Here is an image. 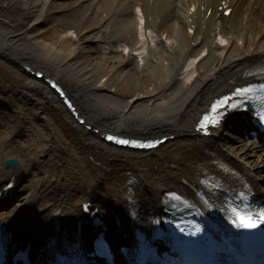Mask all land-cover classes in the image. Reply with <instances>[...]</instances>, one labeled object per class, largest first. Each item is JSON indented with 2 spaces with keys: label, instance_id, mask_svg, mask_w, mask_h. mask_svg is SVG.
Masks as SVG:
<instances>
[{
  "label": "bare ground",
  "instance_id": "bare-ground-1",
  "mask_svg": "<svg viewBox=\"0 0 264 264\" xmlns=\"http://www.w3.org/2000/svg\"><path fill=\"white\" fill-rule=\"evenodd\" d=\"M221 3L233 7L228 21L216 15ZM130 4L0 0V164L18 159L14 170L25 172L27 187L2 217L33 215L37 222L57 213L71 220L86 196L100 206L107 200L118 205L126 195L127 172L144 196L156 199L167 178L193 174L191 157L208 149L204 142L245 170L264 196V150L258 144L241 137L227 141L222 134L227 126L216 127L207 139L196 129L212 98L264 54V0H168L158 35L146 22L133 27L125 8ZM201 8L204 16L211 10L204 30L197 25ZM56 10L64 18L53 26ZM146 11L149 21L154 11ZM106 17L116 35L102 38ZM34 71L63 88L90 129L76 122ZM160 131L175 137L142 153L115 150L101 137L122 132L151 138ZM208 160L204 152L195 165ZM175 168L185 172H172Z\"/></svg>",
  "mask_w": 264,
  "mask_h": 264
},
{
  "label": "snow or ice",
  "instance_id": "snow-or-ice-1",
  "mask_svg": "<svg viewBox=\"0 0 264 264\" xmlns=\"http://www.w3.org/2000/svg\"><path fill=\"white\" fill-rule=\"evenodd\" d=\"M214 111H215V109H214ZM260 119H261V121H264V116H262ZM203 126L204 125H202V127ZM109 139H112V138L110 137ZM118 142L123 143V144L134 143L131 141H126V140L125 141H118ZM134 146L147 147L150 145H136V144H134ZM233 223L238 228H243V229H248V230L255 229L259 225H264V212H261L259 214V218H256L254 215H251V214H245V213L237 212L236 218L233 221Z\"/></svg>",
  "mask_w": 264,
  "mask_h": 264
},
{
  "label": "rangeland",
  "instance_id": "rangeland-1",
  "mask_svg": "<svg viewBox=\"0 0 264 264\" xmlns=\"http://www.w3.org/2000/svg\"><path fill=\"white\" fill-rule=\"evenodd\" d=\"M56 14H57V16H59L58 13H56ZM57 18H58L57 20L59 21V20L62 18V16L57 17ZM46 27H47V26H46ZM46 27H42V28H38V29H36V30H35V31H36L35 34H36V35H39V34L43 33V32H44L43 29L46 28ZM37 37H38V36H37Z\"/></svg>",
  "mask_w": 264,
  "mask_h": 264
}]
</instances>
